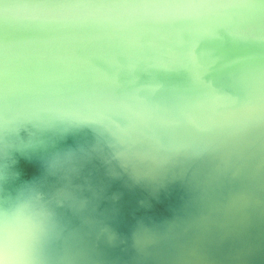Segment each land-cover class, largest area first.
Segmentation results:
<instances>
[{"label": "clouds", "instance_id": "obj_1", "mask_svg": "<svg viewBox=\"0 0 264 264\" xmlns=\"http://www.w3.org/2000/svg\"><path fill=\"white\" fill-rule=\"evenodd\" d=\"M0 264H264V0H0Z\"/></svg>", "mask_w": 264, "mask_h": 264}, {"label": "water", "instance_id": "obj_2", "mask_svg": "<svg viewBox=\"0 0 264 264\" xmlns=\"http://www.w3.org/2000/svg\"><path fill=\"white\" fill-rule=\"evenodd\" d=\"M22 171L24 172V178H31L36 174V168L34 165H22ZM188 196L180 190L174 189L170 195L163 197L159 203H154L151 210L146 215L153 220L160 222L166 219H170L173 215H184L188 208ZM138 204L130 206V211H134ZM145 214V213H139Z\"/></svg>", "mask_w": 264, "mask_h": 264}]
</instances>
